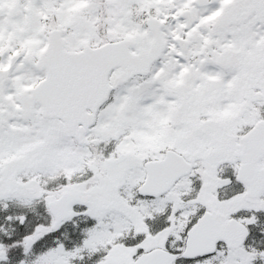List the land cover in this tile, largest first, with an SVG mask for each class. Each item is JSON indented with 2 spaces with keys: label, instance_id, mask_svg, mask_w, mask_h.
<instances>
[{
  "label": "snow or ice",
  "instance_id": "obj_1",
  "mask_svg": "<svg viewBox=\"0 0 264 264\" xmlns=\"http://www.w3.org/2000/svg\"><path fill=\"white\" fill-rule=\"evenodd\" d=\"M0 264H264V0H0Z\"/></svg>",
  "mask_w": 264,
  "mask_h": 264
}]
</instances>
